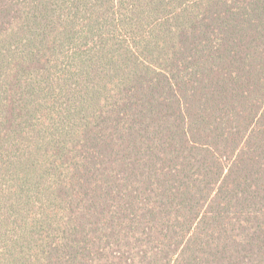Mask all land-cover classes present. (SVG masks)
I'll list each match as a JSON object with an SVG mask.
<instances>
[{
	"label": "trees",
	"instance_id": "trees-1",
	"mask_svg": "<svg viewBox=\"0 0 264 264\" xmlns=\"http://www.w3.org/2000/svg\"><path fill=\"white\" fill-rule=\"evenodd\" d=\"M0 264H264V0H0Z\"/></svg>",
	"mask_w": 264,
	"mask_h": 264
}]
</instances>
